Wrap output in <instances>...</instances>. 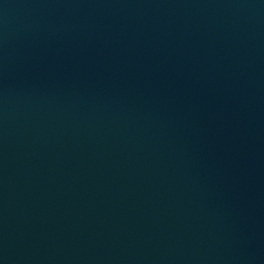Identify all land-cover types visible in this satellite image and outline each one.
Wrapping results in <instances>:
<instances>
[{
    "label": "water",
    "instance_id": "obj_1",
    "mask_svg": "<svg viewBox=\"0 0 264 264\" xmlns=\"http://www.w3.org/2000/svg\"><path fill=\"white\" fill-rule=\"evenodd\" d=\"M0 264H264V0H0Z\"/></svg>",
    "mask_w": 264,
    "mask_h": 264
}]
</instances>
